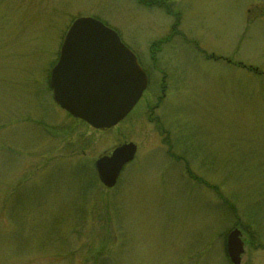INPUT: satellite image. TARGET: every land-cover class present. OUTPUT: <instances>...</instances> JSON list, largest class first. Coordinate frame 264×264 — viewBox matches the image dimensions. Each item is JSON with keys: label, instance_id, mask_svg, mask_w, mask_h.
Listing matches in <instances>:
<instances>
[{"label": "rangeland", "instance_id": "374dc122", "mask_svg": "<svg viewBox=\"0 0 264 264\" xmlns=\"http://www.w3.org/2000/svg\"><path fill=\"white\" fill-rule=\"evenodd\" d=\"M80 17L150 65L109 129L52 99ZM125 143L106 188L95 162ZM235 228L264 264V0H0V264H231Z\"/></svg>", "mask_w": 264, "mask_h": 264}, {"label": "water", "instance_id": "95a60500", "mask_svg": "<svg viewBox=\"0 0 264 264\" xmlns=\"http://www.w3.org/2000/svg\"><path fill=\"white\" fill-rule=\"evenodd\" d=\"M147 76L117 33L90 17L76 18L68 28L52 68L53 101L95 129H109L126 117L146 88ZM136 152L133 143L114 148L95 162L100 183L112 188L123 166ZM239 229L226 238L231 264H240L244 242Z\"/></svg>", "mask_w": 264, "mask_h": 264}, {"label": "flooded vegetation", "instance_id": "af4514ba", "mask_svg": "<svg viewBox=\"0 0 264 264\" xmlns=\"http://www.w3.org/2000/svg\"><path fill=\"white\" fill-rule=\"evenodd\" d=\"M161 42V41H160ZM165 42V41H164ZM139 65L141 66V68L144 70V72L146 73L147 77H148V84L146 87V90L144 91L143 95L147 92L148 86H149V81H150V65H145L143 61H138Z\"/></svg>", "mask_w": 264, "mask_h": 264}, {"label": "trees", "instance_id": "16d2710c", "mask_svg": "<svg viewBox=\"0 0 264 264\" xmlns=\"http://www.w3.org/2000/svg\"><path fill=\"white\" fill-rule=\"evenodd\" d=\"M139 2H143V1H145V0H138ZM147 1V0H146ZM150 2V1H149Z\"/></svg>", "mask_w": 264, "mask_h": 264}]
</instances>
